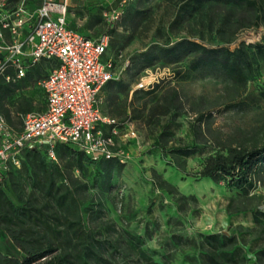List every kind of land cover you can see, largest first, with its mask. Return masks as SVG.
Segmentation results:
<instances>
[{"label": "rangeland", "instance_id": "374dc122", "mask_svg": "<svg viewBox=\"0 0 264 264\" xmlns=\"http://www.w3.org/2000/svg\"><path fill=\"white\" fill-rule=\"evenodd\" d=\"M55 1L61 3L63 0ZM114 1L68 0L67 21L70 26L90 37L103 36L105 32L99 25L90 28L87 26L98 16L105 18L104 13L108 14L111 8L116 9ZM164 11L165 7L157 0L154 6L156 19L163 16ZM113 13L106 18L115 22L117 20H112ZM243 13L247 21L242 27L231 37L230 30L234 32L237 27L234 21L227 35L222 37L231 40L229 43H222L221 39L207 35L208 45L229 46L234 50L241 42L262 41L264 24L255 27L253 21L256 13ZM152 24L156 23L149 22L147 29L140 30L126 47L110 48L107 57L112 60L116 53L121 51L123 56L118 58L117 71L129 62V67L122 73L120 84L129 85L130 100L135 108H142L146 103L148 106L152 104V99L147 97L145 92L153 90L156 86L160 87L158 94L178 91L186 100L185 108L189 115L181 117V127L166 149L169 152L174 148L193 147L200 142L201 151L185 159V171L196 174L200 171L205 157L215 151L212 148L211 134L206 133L200 140L194 135L193 126L196 123L195 111L192 109L197 107H201L203 112H214L209 121L210 128L223 141L238 145L264 140V66L254 65L250 80L244 88L235 86L219 73H198L189 81L179 82L173 67L164 66L162 62L145 70H136L133 67V59L141 56L155 39L154 28L150 29ZM195 27L194 31L197 29ZM192 32L184 31L181 34L190 37ZM159 38L156 37V40H161ZM53 65L54 63L41 62L32 70V79L35 77L42 81ZM140 84H144V89L138 87ZM29 86H23L19 92L35 101V111L43 110L46 106L43 89L40 85H31V88L27 89ZM229 106L234 107L224 111ZM131 123L138 135L135 141L125 142L131 159L128 164L123 165L121 171L116 164L104 168L105 163L97 166L87 164L85 171H82L69 168L71 162L68 159L61 160L57 156L56 160H52L44 154L41 156L45 165L40 166V169L53 170L55 166L61 169L64 176H57L59 178L56 179V187H60L61 192L69 188L75 194L78 213L83 218L86 230L91 232L96 240L108 246L106 255L113 256L111 259L116 264H144L140 262L136 251L127 248L131 235L142 240L141 248L159 264H204L203 254L208 250V246L203 237L217 234L235 238L222 249L231 253L237 248L242 250L243 260H238L235 264H264V257L258 255L264 247V243L257 239L259 229L257 232L248 231L255 227L254 213L240 211L230 214L228 211L229 204L234 200V209L252 205L255 206L254 211L264 212V180L257 183L255 190L246 197L242 192L230 189L224 181L215 183L210 179L185 178L174 165H170V157L163 158L165 153L156 142L160 128L154 123L147 125L141 119H133ZM155 173L172 184L177 191L169 195L166 191L158 189L155 186ZM42 174L39 170L37 176H29L17 169L14 176L19 181L17 180L15 185L6 182L4 189L16 204H19L21 198L32 196L39 209L47 205L53 209L55 203L46 198L42 190ZM56 210L63 218L72 215L58 208L51 211ZM45 212L50 213L47 210ZM0 255L7 259V262L0 261V264H13L18 257L14 248L4 243L1 238ZM222 264L234 263L222 260Z\"/></svg>", "mask_w": 264, "mask_h": 264}, {"label": "trees", "instance_id": "16d2710c", "mask_svg": "<svg viewBox=\"0 0 264 264\" xmlns=\"http://www.w3.org/2000/svg\"><path fill=\"white\" fill-rule=\"evenodd\" d=\"M159 1L165 7L164 15L159 19H156L154 14L157 0H115L116 9L111 8L108 14L104 13L105 18L98 16L87 26L90 28L99 25L105 32L103 36L109 37L106 60H111L107 57L110 48L126 47L140 30H146L148 23L153 22L156 24H152L150 29L154 28L155 39L141 56L133 59V67L136 70H145L162 62L164 66L173 67L174 75L179 82L189 81L198 73H219L235 86L244 88L250 80L254 65L264 66V38L254 44L241 42L234 50L229 46H209L206 38L208 35L221 39L222 43H229L231 40L222 37L227 35L234 21L237 27L234 32L230 30L231 37L247 21L243 11L256 13L253 21L255 27L263 25L264 0ZM112 12L120 14L115 22L106 18ZM67 25L70 29L84 34L69 23ZM194 26L197 28L195 31ZM184 31L193 32L190 37H186L181 34ZM156 37H160L161 40H156ZM120 56L122 58L123 55L118 51L112 59L115 70L118 69ZM37 74H40V70ZM24 79L20 83H7L3 79L0 81V114L5 117L9 127L16 131L22 128V116L35 110L29 98L19 92L26 85V81L28 82V78ZM121 79L110 81L102 89L103 103L100 107L103 115L120 120L122 125L132 122L133 119L144 120L147 125L154 123L160 128L156 142L165 153L163 158L170 157V165H174L185 178L210 179L215 183L224 181L230 189L238 190L246 197L255 190L257 183L264 180V140L255 143L243 142L238 145L221 140V137L210 128L209 121L213 118L214 112H203L201 107L192 109L195 111L196 123L193 132L199 140L203 139L206 133L211 134L212 148L215 151L205 157L199 172L187 173L185 159L201 151L200 142L193 147L174 148L169 152L166 150L181 127V117L189 115L185 108L186 100L178 91L158 94L160 87L156 86L153 90L145 92V95L152 99V104L148 106L146 103L142 108H135L130 100V87L121 86ZM262 96L264 97V92ZM232 107L234 106H229L224 111ZM43 154L48 157L43 146L26 147L20 156V167H11L0 175V238L16 251L18 257L13 264H116L111 259L113 256L106 255L109 251L108 246L96 240L94 235L86 230L83 218L78 213L75 194L69 188L61 192V188L56 187V179L64 176L59 166H55L53 170L40 169L45 165L41 158ZM56 154L61 160L68 159L71 162L69 168L82 171H85L87 164L97 166L105 163L104 168L116 164L120 171L123 167L117 159L94 161L72 144H59ZM17 169H21L29 176H37V172L41 170L42 190L46 198L55 203L53 209H63L68 214L71 213L72 218L59 216L57 210L51 211L53 209L50 205L39 209L32 196L27 199L21 198L19 204L14 203L4 187L8 181L12 185L17 183L18 179L14 176ZM155 186L169 195L177 191L172 184L156 173ZM253 196L256 197L255 194ZM233 205L234 200L228 206L230 214L240 211L254 213L255 227L248 231L257 232L259 229L257 239L264 243V212L254 211L255 206L252 205L235 209ZM45 210L50 213H46ZM129 238L127 248L138 253L140 262L159 264L141 248L142 240L139 237L130 235ZM203 238L208 246V250L203 254L204 264H222V260L235 264L238 260H243L242 250L239 248L233 253L222 250L235 238L217 234ZM258 255L264 257V247ZM0 261L7 262V259L0 255Z\"/></svg>", "mask_w": 264, "mask_h": 264}, {"label": "built area", "instance_id": "2783aa9c", "mask_svg": "<svg viewBox=\"0 0 264 264\" xmlns=\"http://www.w3.org/2000/svg\"><path fill=\"white\" fill-rule=\"evenodd\" d=\"M38 1L0 0V81L14 83L41 62L54 63L39 83L46 96L44 111L23 115L20 131L0 114V175L19 168L22 151L35 146L45 147L52 160L59 144H72L94 161L127 164L131 156L125 142L135 141L138 133L133 123L122 125L103 115L100 94L110 81L122 78L129 62L115 70L106 60L108 36L92 39L68 27V0ZM119 15L114 12L112 20Z\"/></svg>", "mask_w": 264, "mask_h": 264}, {"label": "crops", "instance_id": "0c3cea01", "mask_svg": "<svg viewBox=\"0 0 264 264\" xmlns=\"http://www.w3.org/2000/svg\"><path fill=\"white\" fill-rule=\"evenodd\" d=\"M39 65V64H38ZM37 65V66H38ZM37 66H35V67H33V68H31L30 70H28V72H27V75H26V77H25V79H27L28 78V82L26 81V85L28 84V85H30L29 87H27V89H30L31 88V85H33V86H35V85H39V83H40V81L39 80H37L35 77L32 79V75H31V73H32V70H34ZM49 73H50V71H49ZM48 73V74H49ZM11 75L12 76H14V74L13 73H11ZM48 76V75H47ZM24 79V80H25ZM4 80V79H3ZM6 81V80H5ZM18 83H20L21 82V80L20 81H17ZM15 83V82H14ZM29 100L33 103V106L35 105V101L34 100H32V99H30L29 98ZM100 102H101V105H102V103H103V95L102 94H100ZM34 109H35V107H34ZM46 109V106H45V108L43 109V110H41V111H44ZM33 112H39V111H33ZM105 116V115H104Z\"/></svg>", "mask_w": 264, "mask_h": 264}]
</instances>
